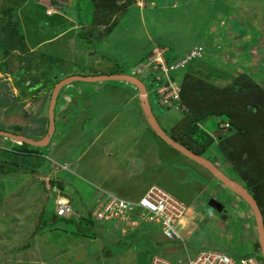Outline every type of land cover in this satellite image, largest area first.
I'll list each match as a JSON object with an SVG mask.
<instances>
[{
	"label": "rangeland",
	"instance_id": "374dc122",
	"mask_svg": "<svg viewBox=\"0 0 264 264\" xmlns=\"http://www.w3.org/2000/svg\"><path fill=\"white\" fill-rule=\"evenodd\" d=\"M47 7L52 11L51 15H46ZM104 9L100 0H0V75L8 76L13 82L17 75L24 78L22 86L14 83L13 90L18 89L19 97L35 85L43 87L36 92L38 96L42 92L47 94L61 79L91 77L85 75L93 71L104 76L134 75L145 86L156 123L169 138L172 127L183 113H179L180 107H173V104L170 108L163 105L164 112L159 108L162 101H158L154 91L161 73L147 68V64L139 65L144 74L135 73V66L145 61V52L147 57L163 52V57L179 58L197 49L200 58L191 65L190 74L184 69L183 72H168L165 77L171 85L161 87L168 90L169 98L177 95L178 102L180 87L172 77L195 82L200 94H205L210 87L221 91L247 80L264 90V0H132L128 8L113 14L112 21L117 20V24L112 33L103 35L100 40L91 38L97 33L85 35ZM13 49L21 51L25 57L11 54ZM32 49L35 53L30 55ZM24 62L28 63L27 68L22 66ZM12 70L18 73L12 74ZM123 83H100L119 89L118 97L104 94L89 105L91 97L84 96L87 98L77 103L82 113L85 108L88 110L74 123H77L74 125L77 133H65L77 114H67V119L58 116L56 123L53 119L52 152L51 146L43 153L41 149H24L28 146L22 147L19 142L0 137L2 171L9 170V164L14 162L5 156L8 153L18 158L33 156L40 159L36 166L30 161V167L27 164L24 168L19 166L21 169L17 172L0 173V264H147L154 256L177 263L187 255L195 259L206 251L223 252L237 261L250 258L261 264L254 230L246 227L249 223L254 224L253 220H245L252 213L249 207L206 169L165 144L150 128L139 100L132 101L130 92L123 91L126 88L134 92L136 89ZM199 92L198 96L195 93L197 97ZM203 97L206 95L199 98ZM29 101L28 105L20 107L25 113L11 114L12 108L2 109L10 102L8 97L0 98V131L31 140L46 135L48 106L44 114L42 107L45 102L49 105V99L45 97L41 101L33 96ZM181 110L189 112L185 108ZM81 121L85 127L79 130L76 126ZM216 123L225 125L216 118L199 123V128L216 138L221 135L220 132L213 134ZM146 130L149 132L145 133ZM223 130L232 132L228 128ZM75 136L76 142L69 143ZM193 144L188 146L192 153L199 145L194 147ZM116 147L122 148L124 156L115 151ZM60 148L70 154L68 163L55 155ZM49 153L52 155L48 156ZM131 155L146 167L134 174L135 181H125L122 174L115 172L123 169V162ZM201 157L247 190L255 200L251 190L237 178V172L219 151L215 140ZM118 165L120 168L116 169ZM139 165L137 163L135 167L139 168ZM50 178L56 182L60 180L63 187L60 194L69 198V205L76 208L71 217L88 221L90 217L93 223L80 222L86 235L66 234V228L71 231L72 227L65 225V228L63 221L55 222V225L49 223L54 221L53 214L56 216L52 201L57 188ZM119 180L125 186L139 180L145 183L152 180L162 187L160 190L180 201L185 212L175 231L181 239H166L156 223H147L131 234L136 227L129 222L99 223L87 213L91 202H98L103 192L113 193L112 185ZM212 201H215L213 206L209 204ZM223 209V217L215 213H222ZM185 219H192V227L184 225Z\"/></svg>",
	"mask_w": 264,
	"mask_h": 264
},
{
	"label": "trees",
	"instance_id": "16d2710c",
	"mask_svg": "<svg viewBox=\"0 0 264 264\" xmlns=\"http://www.w3.org/2000/svg\"><path fill=\"white\" fill-rule=\"evenodd\" d=\"M131 1L132 0H100V5L104 6L105 9L104 11H102V15L99 16V19L96 18V20L92 22L91 30H89L85 35L93 36L94 33H97V36L91 38L100 40L103 35H107V34L109 35L110 33H112L117 24L116 23L117 20L112 21L113 14L118 10L128 8L131 5ZM94 12L95 11H93V14ZM79 25L82 26L81 23ZM101 53L104 54L103 52ZM179 58L176 57L172 58V56H170L169 58V55H165V62L167 65H170L172 64V62L178 60ZM193 63H191L187 69L188 74H190L189 72L190 70L191 71L193 70L192 69ZM208 67L211 66L208 65ZM172 78L175 80L174 83H176V85L180 87L179 95H178L180 99L179 102L180 104L174 102H172V104L173 107L175 105L180 107V112L179 111L178 112L183 113V117L172 127L171 139L178 142L180 145H182L187 149H189L188 146L191 145L192 143H194L193 144L194 147L197 144H199L193 150V152L198 156L204 154L207 148L209 146H212L215 140L217 142L219 151H221L226 161L232 164L233 170L237 172V178L240 179L253 193L256 203L259 209H261L260 211L264 223V90H262L259 86L255 85L252 81L250 82L247 80L246 83L244 84L234 83L229 85V88H227L228 90L226 89L220 91L216 89V87H210L207 88L205 94L202 93L200 94L197 88V84L195 82L189 80L184 81L183 78H181L180 80L176 79L175 77ZM157 82L159 83V85L158 87L155 88L156 90L154 91L156 95L158 88L160 89L161 87L170 86V82L168 81V78L164 76V74H162V76L159 78ZM197 92H199L200 96L206 95V98L203 97L202 99L199 98L200 96L197 97L198 96ZM244 92L247 93L244 94ZM195 93L197 96L195 95ZM157 97H158V101L160 102L161 98L158 95ZM172 104L167 107L170 108ZM158 106L163 111L162 108L164 106L161 105V103L158 104ZM184 108L188 109L189 112L187 111L183 112L184 110L181 109ZM216 118L217 119L219 118L220 122H223L225 123V125H228L226 128H228L232 132H228V133L225 132L223 130L224 126L216 123L215 131L213 134L220 132L221 135H218L216 136V138H214L213 136H209V134H205V132H203L204 130H202V128H199V123L202 124L205 122H209L212 119H216ZM195 130L199 134H196ZM43 138L34 141H39L42 140ZM51 144L52 143L50 138V141L46 146L37 149H41L42 152L45 153L46 147L50 148L51 146L50 152H52L51 149L53 150L52 148L53 146ZM21 145L23 147L26 144L21 143ZM30 147L31 146L23 147V148L25 149ZM115 151L121 152L124 155V152L122 151L121 147H116ZM50 154L52 155V153H49L48 156H50ZM57 154L55 155L57 156ZM5 156H9L11 159H13L15 163L13 162L9 164L11 166L9 170L2 171V167H1L0 169L2 172L0 173L3 174L17 172L18 170L21 169L20 167L24 168V165L27 164L30 167V163H31L30 161L35 163L36 166L37 165L36 162L40 160L39 158L33 156L26 157L27 159H29L26 160V158L24 157L18 158V156H14L9 153L6 154ZM5 156L2 155L3 159H5ZM123 163L124 166H127L128 168L130 167L129 168L130 170H134L135 171L134 174H139L138 169L140 168V165L141 166L143 165V163L138 161V159L134 155L129 156L128 159ZM137 163L140 164L139 168H137V166L135 167ZM141 175H138V177H140ZM50 181L56 182L57 180L55 179L53 180L52 178H50ZM60 183H61L60 180L56 182L57 188L54 191L55 197L53 198L52 201L53 208H54V201L57 197L66 199L68 201L70 200L66 196H62L60 194L59 190L61 191V189L63 188ZM218 184L220 185V182H218ZM152 187H157L159 189H162V187L159 186L158 184L148 187L147 191ZM221 188L223 189V186H221ZM164 192L167 193L165 190ZM169 195L172 196L171 194ZM137 200L138 199L127 200V201H137ZM95 205H97V202L94 201L91 202L90 207L87 210V213L92 214V211L96 207ZM72 206L70 205V208H72V212L74 214L76 208ZM133 213L137 215L142 212L140 209L137 208L135 209V211H133ZM135 215L132 216V219L134 221L136 220ZM54 219L56 223H58L59 221H63L64 222L63 226L65 228H66L65 225H70L72 227V230L69 231L66 228V231H64L66 234H70V235L85 234L84 230H81V228L82 229L84 228L81 227L80 222L82 223H85V221H87L88 223L91 222L89 216H88L89 221L82 218L76 219L73 217H70L69 219H61V218H57L56 216L54 217ZM55 222L52 221L49 223L51 225L52 224L55 225ZM147 223L149 222L140 220L138 225L136 226L135 231L132 232L131 234L137 233L139 231L138 229L139 228L142 229L143 225ZM85 232H87V230H85Z\"/></svg>",
	"mask_w": 264,
	"mask_h": 264
},
{
	"label": "built area",
	"instance_id": "2783aa9c",
	"mask_svg": "<svg viewBox=\"0 0 264 264\" xmlns=\"http://www.w3.org/2000/svg\"><path fill=\"white\" fill-rule=\"evenodd\" d=\"M197 49L192 50L187 56L178 62L167 65L163 52L155 53L147 62V68L153 69L157 73L168 74V72L185 68L193 59L200 58ZM167 89L158 88L157 95L161 98L162 105L170 106L172 102H178L177 95L169 98ZM174 93V91H172ZM179 97V96H178ZM226 128L227 125H224ZM92 211L93 218L99 223L107 221L129 222L132 226H137L140 220L149 223H156L161 228L165 238L173 240L178 238L175 226L183 217L185 208L172 196L157 187L149 189L142 198L136 202L122 200L109 192H103ZM55 214L58 218H69L74 216L69 202L66 199L57 197L54 201ZM140 209L142 213L135 215L133 211ZM136 217L134 221L132 216ZM261 258V255H260ZM262 260V258H261ZM148 264H257L253 259L241 258L235 260L226 253L218 251H206L199 253L195 259H190L187 255L182 262L171 263L159 257H153ZM263 264V262H261Z\"/></svg>",
	"mask_w": 264,
	"mask_h": 264
},
{
	"label": "crops",
	"instance_id": "0c3cea01",
	"mask_svg": "<svg viewBox=\"0 0 264 264\" xmlns=\"http://www.w3.org/2000/svg\"><path fill=\"white\" fill-rule=\"evenodd\" d=\"M26 3V1L23 3V4H25ZM20 9V8H19ZM47 12H52V11H50L49 9H48V7H47V9H46V15H48L47 14ZM81 26V25H80ZM33 49H35V47H33ZM31 50V51H29V53H30V55H33L34 53H35V51L34 50ZM146 53V52H145ZM144 53V56H143V58H144V60L146 59V61H147V56H146V54ZM11 54H14V55H16V54H20L21 55V57L23 58V57H25L24 56V54L23 53H21V51L20 52H17V51H15L14 49H13V51H11ZM30 55H28V56H30ZM92 57H94L93 55H92ZM80 60V59H79ZM142 62V61H141ZM140 63V62H139ZM22 66L23 67H26V66H28V63L27 62H24V63H22ZM27 68V67H26ZM25 72V71H24ZM18 73V71H15V70H12V74H14V75H16ZM33 75H34V72L32 73ZM100 75H103V74H99L98 72H95V71H93V72H88V74L87 75H85V76H100ZM24 76L26 77V75H25V73H24ZM62 75H60V77H61ZM7 78H8V80H7ZM61 78H63V77H61ZM24 78L21 76V75H17V78L14 80V82L12 81V79H9V77L8 76H4V75H0V98L2 97V96H4L5 97V99H6V97H8V100L10 101L9 103H6L5 104V106L6 107H3L2 106V109H5V108H12V110H10V111H8V110H5L4 112H10L11 114H22L23 112L25 113V110H23V108H20L21 106H25V105H28L29 103H30V98L31 97H33L34 96V98H39V99H41V101H43V99L45 98V97H47L48 99H49V101L48 102H50V97H51V93H52V91L51 92H49V93H47L46 94V92H42L39 96H38V94L36 93V92H39L40 91V89H42L43 87H41V85H35V87L32 89V90H30V92H25V91H23L21 94H22V96L21 97H19L18 95H19V91H18V89H15V90H13L14 88L13 87H15L14 86V83L15 84H20V86H22V80H23ZM64 79V78H63ZM63 79H61V80H63ZM60 80V81H61ZM59 81V82H60ZM9 82V85L7 84ZM26 84H28V86L30 87H32V85L31 84H29V83H26ZM124 85H126L125 83H123ZM88 85H90V86H87L86 85V83L84 84V85H78V83H75V84H72V85H70V86H68V87H66V88H64L61 92H60V94H59V96H58V99H57V101H56V105H55V109H54V119L56 118V117H58V116H62V119H67V117H68V115L67 114H77L75 117H73L72 118V121L70 122V124L68 125V129L66 130V132L65 133H71V132H73V133H77V128H74L75 126L74 125H76V124H74L75 122H77V121H80L81 119H82V116H83V114H84V111L86 110V111H88L87 110V108H85L84 110H83V113H82V111H80L78 108H77V103L78 102H80L81 101V99H86L87 97H85V98H83L84 96H89V97H91V101L92 102H90V103H88L89 105L90 104H92V103H94L96 100H98V99H100L101 97H103L104 96V94L105 95H113V98H115V96L116 97H118L119 96V89H117V88H113V87H110V85H103V84H100V83H97V85L98 86H96L95 84H88ZM128 86H129V84H127ZM127 85H126V87H127ZM132 89L134 88V87H132V86H130ZM72 88H74V89H72ZM72 89V90H71ZM96 89V90H95ZM135 89V88H134ZM67 90H69V91H67ZM123 91L124 92H130V94H131V99H132V101H134V100H136L137 99V97H138V93L136 92V91H134V92H131V91H127L126 90V88L125 89H123ZM36 95V96H35ZM30 97V98H29ZM77 100H79V101H77ZM126 101H129L130 99H125ZM35 101H37V99L35 100ZM45 107L43 108L42 107V114H44V109H46V107H47V114H48V108H49V105H47V102H45V105H44ZM14 108V109H13ZM23 111V112H22ZM6 114V113H5ZM27 114V113H26ZM133 116L135 117V115L133 114ZM47 119H48V115H47ZM85 119H87V118H85L84 117V120ZM60 120V119H59ZM58 120V122H61V120L59 121ZM83 121V120H82ZM82 121L81 122H78V123H80V125L78 126H76V127H78V129L79 130H81V128H83L84 129V127H85V125H84V127H83V123H82ZM57 122V123H58ZM55 123H56V119H55ZM64 123V120H63V122H62V124ZM128 124H129V122H128ZM57 125V124H56ZM48 130V129H47ZM102 131V130H101ZM47 132V131H46ZM100 132V131H99ZM145 133H147V132H149L148 130H146V131H144ZM100 134V133H99ZM65 135V137H66V134H64ZM77 136H78V134H77ZM77 136H75V137H73V138H71V140H70V142L69 143H75L76 142V140H77ZM39 139H41V138H39ZM65 139V138H64ZM100 139V138H99ZM37 140V139H36ZM13 141V140H12ZM124 156V155H123ZM57 157H61V158H63V159H65V161L64 162H66L67 161V159L68 158H70L71 156H70V154L69 153H66V152H64V151H62V149L60 148L59 149V151H58V154H57ZM122 161V160H121ZM126 161V160H125ZM68 163V162H67ZM74 165H72V167H73ZM76 166V165H75ZM120 168V166L118 165L117 167H116V169L117 168ZM122 167H123V169H121V171L120 172H115V174H119V175H123L124 176V178H122L123 180H125L126 181V179H134V181H135V176H134V170H130L127 166H124V164L122 165ZM142 170H145V167H143V166H141L140 167ZM140 168L138 169L139 170V172H140ZM102 172V171H101ZM98 175L100 176V173L98 172ZM101 175H103V172H102V174ZM106 174H104V176H105ZM141 175V174H140ZM100 179H101V176H100ZM119 179V178H118ZM103 184H104V182H103ZM99 185V184H98ZM152 185H158L156 182H153L152 180H150V183H145L144 182V180H139L138 182H134L131 186H125V185H123V183H122V180H119L118 182H117V184L115 183L114 185H112L113 186V188H112V191L111 192H113V193H116L117 194V196L119 197V198H121V199H123L124 200V198H125V200H134V199H138V198H140L143 194H144V192L146 193L147 192V188L148 187H151ZM160 186V185H159ZM107 188V187H106ZM139 192V193H138ZM115 194V195H116ZM176 201L177 202H179V203H181L180 201H178L177 199H176ZM211 201V200H210ZM213 202H215V201H213ZM217 203V202H216ZM217 205H220V204H217ZM213 206V205H212ZM214 209V208H213ZM215 210V209H214ZM215 212H217L218 214L220 213L219 211H215ZM193 215V214H192ZM248 217H250V215H248V216H246V218H247V220H251V219H249ZM183 219V217L181 218V220ZM187 220V221H186ZM185 222H184V225H190L191 227H192V219L191 220H188V219H185L184 220ZM190 221V222H189ZM54 222H55V219H54ZM187 222H189V223H187ZM194 222V221H193ZM183 225V224H182ZM246 227L249 229V228H253V230H254V225H252V224H248V225H246ZM254 234H255V240H256V233H255V230H254ZM181 239V237H180V234H178V238L176 239V240H180ZM169 240V239H168ZM252 240V242L254 243V237L251 239ZM256 243V242H255ZM226 252V251H225Z\"/></svg>",
	"mask_w": 264,
	"mask_h": 264
},
{
	"label": "water",
	"instance_id": "95a60500",
	"mask_svg": "<svg viewBox=\"0 0 264 264\" xmlns=\"http://www.w3.org/2000/svg\"><path fill=\"white\" fill-rule=\"evenodd\" d=\"M114 82V81H121L129 84L130 86L134 87L137 90L138 93V100L140 102V106L142 110L144 111L147 122L150 126V128L153 130V132L168 146L176 150L177 152L184 155L187 159L194 161L199 166L206 169L211 175H213L218 181H220L224 187L229 188L232 190L233 193H235L251 210L254 223L256 227V233H257V239L259 243L260 248V255L262 258V262L264 264V223H263V217L261 214V211L256 203V201L252 198V196L249 194L247 190L242 188L240 185L235 184L230 179H228L226 176H224L220 171H218L210 162L204 160L201 156H198L192 152H190L188 149L183 147L182 145L178 144L168 136L164 134V132L160 129L158 124L156 123V120L152 114L151 108L148 104L147 100V91L145 86L135 79L134 77L128 76V75H108V76H91V77H81V76H70L67 78H64L60 82H58L50 97L49 102V108H48V130L45 135V137L42 140L34 141L28 138H25L20 135H14L8 132H2L0 131V137L7 138L22 144H26L31 147L35 148H43L48 144L50 141V138L53 135L54 132V109L56 105V100L58 97V94L60 91H62L66 86L72 84V83H86V84H96V83H102V82ZM214 203L213 201L209 203L212 205Z\"/></svg>",
	"mask_w": 264,
	"mask_h": 264
},
{
	"label": "clouds",
	"instance_id": "9594fccd",
	"mask_svg": "<svg viewBox=\"0 0 264 264\" xmlns=\"http://www.w3.org/2000/svg\"><path fill=\"white\" fill-rule=\"evenodd\" d=\"M47 14L48 15H51V13L50 12H47ZM192 50V49H191ZM190 50V51H191ZM190 52H187V54H185L184 56L182 55L181 57H180V59H182V58H184L185 56H187L188 54H189ZM165 55V54H164ZM150 57L148 56V58H147V61H146V59H145V61H142V62H140V63H138L136 66H135V68H134V71H135V73L137 74V72H139L140 74L142 73V74H144V71L143 70H140L139 69V65H142V64H147V62H148V59H149ZM179 59V60H180ZM164 60H165V57H164ZM179 60H176V61H174V62H172V63H175V62H178ZM196 61H199V58L198 59H193V60H191L190 62H189V64L185 67V68H183L185 71L188 69V67L190 66V64L191 63H193V62H196ZM184 70H182V69H177V70H175V71H172V72H170V73H174V72H177V71H184ZM171 75V74H170ZM102 76H104V75H102ZM129 76V75H128ZM131 77H135L134 75H130ZM136 79V78H135ZM139 81V80H138ZM170 82V81H169ZM142 83V82H141ZM170 85H171V82H170ZM137 91V90H136ZM147 91V90H146ZM138 98V97H137ZM179 102H180V100H179ZM179 102H177V103H179ZM162 105V104H161ZM112 194V193H111ZM116 196V195H115ZM144 196V195H143ZM117 197V196H116ZM173 197V196H172ZM119 198V197H118ZM174 198V197H173ZM121 199V198H120ZM175 199V198H174ZM123 200V199H122ZM139 200V199H138ZM137 200V201H138ZM176 200V199H175ZM127 201V200H126ZM131 202H136V201H131ZM250 209V208H249ZM54 217H55V215H54ZM250 217H251V220H253V223H254V218H253V215H252V213L250 214ZM58 218V217H57ZM62 219V218H61ZM245 220H247V218H245ZM254 225V230H255V233H256V227H255V223L253 224ZM167 239V238H166ZM170 240V239H169ZM176 240V239H175ZM256 240H257V242H258V239H257V233H256ZM260 249V248H259ZM219 252V251H218ZM154 257H158V256H154ZM160 258V257H159ZM148 264V263H147Z\"/></svg>",
	"mask_w": 264,
	"mask_h": 264
},
{
	"label": "flooded vegetation",
	"instance_id": "af4514ba",
	"mask_svg": "<svg viewBox=\"0 0 264 264\" xmlns=\"http://www.w3.org/2000/svg\"><path fill=\"white\" fill-rule=\"evenodd\" d=\"M44 137H45V136H44ZM224 214H225V210L223 209L222 213L220 212L218 215H219L220 217H223Z\"/></svg>",
	"mask_w": 264,
	"mask_h": 264
},
{
	"label": "bare ground",
	"instance_id": "6f19581e",
	"mask_svg": "<svg viewBox=\"0 0 264 264\" xmlns=\"http://www.w3.org/2000/svg\"><path fill=\"white\" fill-rule=\"evenodd\" d=\"M228 126V125H227ZM224 129V128H223ZM64 167V166H63Z\"/></svg>",
	"mask_w": 264,
	"mask_h": 264
}]
</instances>
